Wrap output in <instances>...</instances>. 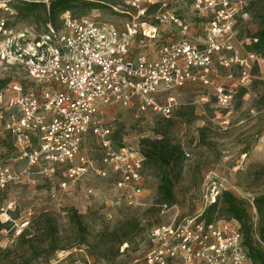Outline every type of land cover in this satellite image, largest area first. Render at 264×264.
Returning a JSON list of instances; mask_svg holds the SVG:
<instances>
[{
    "label": "built area",
    "instance_id": "1",
    "mask_svg": "<svg viewBox=\"0 0 264 264\" xmlns=\"http://www.w3.org/2000/svg\"><path fill=\"white\" fill-rule=\"evenodd\" d=\"M91 1L98 3L96 14L67 9L58 25L33 34L13 26L17 10L11 0H0V64L24 74L14 73L0 86V135L10 137L8 158L25 162L19 167L0 159V223L10 224L6 232L20 234L29 223L11 218L15 202L3 194L29 173L60 171L73 181L90 172L112 175L117 193L140 200L145 155L128 144L114 145L104 119L107 106L168 118L176 106L169 92L200 84L211 86L226 107L237 85L264 63L261 52L237 38L236 25L247 17L251 0ZM100 4L118 22L107 19ZM217 68L226 70L225 79L214 77ZM88 136L97 141V159L87 152ZM220 194L210 193L200 211L153 228L144 264H254L236 221L203 215Z\"/></svg>",
    "mask_w": 264,
    "mask_h": 264
},
{
    "label": "rangeland",
    "instance_id": "2",
    "mask_svg": "<svg viewBox=\"0 0 264 264\" xmlns=\"http://www.w3.org/2000/svg\"><path fill=\"white\" fill-rule=\"evenodd\" d=\"M20 2H10L17 10L11 20L16 29L36 34L49 23H60L61 12L51 11V0H39L34 8ZM70 4V12L76 15L98 12L92 9L97 2L70 0ZM99 7L107 19L118 22L108 15L107 5ZM262 27L264 0H251L247 17L236 25L237 38L252 48ZM14 73L24 75L16 67L0 64V86ZM226 75L225 69L217 68L214 77L225 79ZM212 89L200 84L172 89L169 93L175 96L176 106L168 118L140 112L134 106H107L104 119L115 146L128 144L143 153L151 150L150 142L162 139L165 146L178 148V156L168 163L159 156H145L144 190L137 202L116 192L112 175L92 172L74 181L60 171L52 176L34 172L9 186L3 194L4 200L15 202L11 218L29 223L20 234L14 228L6 232L10 224H2L0 264H144L153 228L200 211L210 193L225 189L244 201L257 230L254 243L264 250L260 215L253 202L264 193V63L253 70L248 82L237 85L228 106L219 105ZM85 145L91 158L100 156L94 137L88 136ZM0 148V159L24 166L25 162L14 164L8 158L13 149L5 133L0 135ZM164 174L173 183L174 199L170 201L158 193ZM214 215L227 217L218 209Z\"/></svg>",
    "mask_w": 264,
    "mask_h": 264
},
{
    "label": "trees",
    "instance_id": "3",
    "mask_svg": "<svg viewBox=\"0 0 264 264\" xmlns=\"http://www.w3.org/2000/svg\"><path fill=\"white\" fill-rule=\"evenodd\" d=\"M88 1L95 3V1ZM21 2H25V4L28 5V8H34L39 3L37 0H21ZM70 7V0H51L50 9L53 13H55V10L62 13ZM255 37L257 38V41L253 42L252 49L264 54V27L257 31ZM150 143L152 146L151 150L143 152V154L149 158L152 156H159L163 161L168 163L171 158L178 156V148L174 146H165L162 139H156ZM158 193L161 198L166 201L174 199L172 179L166 174L161 176L160 183L158 185ZM253 202L260 215L259 232L261 238L264 239V193L255 196ZM217 209L221 212V214L226 215L227 219L234 220L239 224L241 232L244 236V243L248 248L252 262L254 264H264V250L256 246L254 243L253 234L256 229L254 230L252 227L244 201L236 196L231 190L225 189L222 190L220 196L215 202L207 206L203 212L205 219L211 220L214 217H220L214 215V212ZM1 226L2 224L0 223V227Z\"/></svg>",
    "mask_w": 264,
    "mask_h": 264
}]
</instances>
